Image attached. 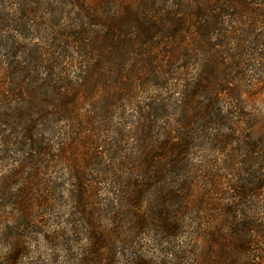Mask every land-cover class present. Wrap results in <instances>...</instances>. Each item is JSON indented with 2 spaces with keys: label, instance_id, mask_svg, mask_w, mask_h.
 I'll use <instances>...</instances> for the list:
<instances>
[{
  "label": "trees",
  "instance_id": "16d2710c",
  "mask_svg": "<svg viewBox=\"0 0 264 264\" xmlns=\"http://www.w3.org/2000/svg\"><path fill=\"white\" fill-rule=\"evenodd\" d=\"M51 2L66 24L29 42ZM102 188L115 224L84 219L103 258L149 260L125 253L128 213L177 264H264V0H0V264L39 210Z\"/></svg>",
  "mask_w": 264,
  "mask_h": 264
},
{
  "label": "rangeland",
  "instance_id": "374dc122",
  "mask_svg": "<svg viewBox=\"0 0 264 264\" xmlns=\"http://www.w3.org/2000/svg\"><path fill=\"white\" fill-rule=\"evenodd\" d=\"M69 7V5H68ZM68 7L60 6L56 2L51 4H45L42 8H36L34 13H30L27 21L28 30V41H32L36 38L35 36L41 37L45 43H40L44 46L48 41V38L52 36L53 29L58 28L59 25L66 24L68 15ZM70 11V10H69ZM69 24V22L67 23ZM39 39V41L41 40ZM115 118H112L114 124ZM98 133V131L96 132ZM95 195L92 196L90 202L85 205L83 211L78 210L77 205L74 203L70 204V208L65 210L49 211L48 213H42L40 210L36 213L37 222L33 226H28L22 233L25 235V248L22 253L15 259L11 258L12 264H130L127 257L119 255L115 258H103V247L94 248L92 250L93 241L90 238V222L94 226L103 231V225L105 227H111L115 222H111L113 204L109 196L103 191V188L96 190ZM61 198V197H60ZM63 200V199H61ZM248 203H251L253 199L248 198ZM76 205V206H75ZM79 207V206H78ZM259 207V205H257ZM253 209V207H252ZM264 208H254V211H249V214L258 215L259 217L264 216ZM126 208L123 210L126 212ZM67 213L72 217V222L75 224L73 230L63 234L61 239H56L54 242L46 240V234L51 232L55 225L56 228L63 227L60 223V213ZM52 212V213H51ZM127 212H129L127 210ZM248 214V212H247ZM84 215L89 218L88 223L84 219ZM83 218V220H82ZM107 218V220L105 219ZM134 216H129L128 213H124L116 220V224L120 225L126 234V252L132 251L130 246L144 251L147 253L149 260L145 261V264H177V260L165 253V241L157 240L155 235L147 230L141 232L138 235H133L137 225H134ZM139 227V226H138ZM131 232V233H130ZM132 235L134 237H132ZM132 238V242L129 239ZM9 241L8 238H4ZM69 242L68 244H66ZM134 243V244H133ZM178 243V242H177ZM181 243V242H180ZM178 243V244H180ZM6 248L0 246V251L10 250L12 246L6 241H2ZM184 242L181 244L183 245ZM164 247V248H163ZM92 251H91V250ZM94 251V252H93ZM164 252V253H163ZM180 260V259H179ZM183 262L193 264L191 258H183Z\"/></svg>",
  "mask_w": 264,
  "mask_h": 264
}]
</instances>
